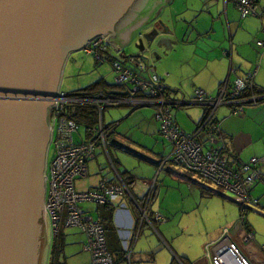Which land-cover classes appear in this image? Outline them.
Instances as JSON below:
<instances>
[{
	"label": "built area",
	"instance_id": "1",
	"mask_svg": "<svg viewBox=\"0 0 264 264\" xmlns=\"http://www.w3.org/2000/svg\"><path fill=\"white\" fill-rule=\"evenodd\" d=\"M226 1L224 0V3ZM255 3V0H235L241 17L256 14ZM106 38L104 34L94 35L83 45L82 49L92 55L97 62L102 63L107 59ZM257 44L262 46L263 41H257ZM128 59L135 67L125 60L112 59L110 61L115 74L114 82L120 87L123 86L122 91L125 94H110L104 90L72 93L64 92L59 88L54 95V104H50L47 111L51 136L49 147L52 143L54 144V155L50 164L48 159L46 160L44 171L45 212L49 217L54 234L59 232L62 224L65 227H76L84 234L83 246L91 255L90 264H118L119 262L131 264L134 245L143 225L148 223L154 226L153 220L146 212V204L152 196L156 180L150 182L151 188L146 194L144 206L137 205L140 212L137 229L132 237L130 234L126 237L121 257L117 260L114 253L108 249L102 222L90 215L84 209L83 204L112 203L115 206L113 198L128 193V186L116 172L120 181L116 185L110 184L103 178L96 189L87 191H76L75 189V180L87 176L88 161L94 157L97 147L102 148L109 164L115 170L110 148L121 145L109 139L112 126L106 127L101 122L100 113L104 107L153 106L156 110L155 117L160 124V132L171 148L170 153L162 159L161 166H164L166 162L177 164L214 182L216 185L214 189L210 188V191L237 203L240 207L242 221L244 214L257 203V200L250 195L254 183L264 180L257 168L260 162L258 157H252L247 162L236 160L233 163L234 158L227 156L224 136L215 118V112L220 105L229 106L233 115H242L246 106L264 99V94H245L247 88L253 83L254 72H247L232 82L226 78L215 97L207 95L201 88H195L193 101L205 106L207 110L204 120L193 132L187 133L174 122L171 116L174 103L164 98L161 78L154 73L152 68L145 71L146 65L136 57L131 56ZM80 104H90L96 107L99 111V120L96 125L87 129L88 135L84 140L75 142L73 134L77 131L79 123L73 115L77 105ZM153 218L159 222L166 221L159 212L153 213ZM252 237L253 233L248 230L244 241L249 242ZM206 251L208 264H250L231 240L227 229H224L215 241L206 244ZM173 259V264H185L176 255Z\"/></svg>",
	"mask_w": 264,
	"mask_h": 264
},
{
	"label": "water",
	"instance_id": "2",
	"mask_svg": "<svg viewBox=\"0 0 264 264\" xmlns=\"http://www.w3.org/2000/svg\"><path fill=\"white\" fill-rule=\"evenodd\" d=\"M134 1L0 0V264H38L48 108L68 56L97 34L117 49L109 40ZM171 33L160 21L136 46L155 62Z\"/></svg>",
	"mask_w": 264,
	"mask_h": 264
},
{
	"label": "crops",
	"instance_id": "3",
	"mask_svg": "<svg viewBox=\"0 0 264 264\" xmlns=\"http://www.w3.org/2000/svg\"><path fill=\"white\" fill-rule=\"evenodd\" d=\"M156 2L157 4H154L153 7H151V10L144 8L146 6L145 4L143 7L144 9H137L136 14H134L131 20V22H135V28L133 27L132 30L142 28V30H144L143 33H145L148 32L149 29L153 28V16L154 12L157 11L155 8L159 6L158 4L162 3L160 1ZM170 3H173L171 6L173 7V10L171 9L168 15L171 18H176L177 20L176 24L172 26L169 24L170 27L168 26V28L172 31L171 35H168L171 38L169 42H171L170 46H172V51H176L179 47H181L179 50L181 52V56L176 61L175 67L173 69H169L165 66L160 67L159 65L154 66L148 63L147 59L145 62L143 61V63L146 65L145 71H148V68H152L154 73H156L161 78V83L165 87L163 96L165 99L173 101L174 104L172 105V109H178L177 107L179 106L190 105H196L201 108V111H198L197 109L188 110V119L184 118V120H180L182 125L187 126L194 124L195 129L199 121L204 116L205 106L197 104L193 101V91L195 88H201L206 92L207 95L213 97L212 95L215 93L216 95L218 94L220 86L226 80V78H228L229 82H232L235 78L242 77L247 72H254L253 81L255 89L264 91V0H256V14L247 17L240 16L235 4V0H227L226 3H224V0H198V2H180L178 10H176L178 7L175 5L176 2ZM184 13H186L188 17L184 19V21L187 23L186 27L182 26V21L177 18V16H180V14ZM149 25L151 26L148 27ZM143 33H138V37H140ZM129 35L118 36V33L116 32L115 36L111 38L112 40H110V42L114 43L117 49L110 46L111 49H114L116 52H118L120 48L131 39ZM122 37H126V39L129 38V40L124 43L123 40L125 39ZM257 41H263V45L259 46ZM111 49L109 52L107 51V57L110 60H125L124 58L121 59L112 55L110 53ZM161 49L163 54L165 48L161 47ZM165 54H167V52ZM128 58H126V62L128 64L130 63L132 67H135L133 62H131ZM155 58L156 62L161 58V56H155ZM101 79L105 81L104 78ZM122 88L123 86L120 87L114 82V86L110 85L108 86V89H106V86H100L93 88V90L82 92H97L99 90H104L109 93V91L116 89H121L122 91ZM189 88H192V90L189 91ZM112 107H128V115L138 108L152 107L154 109L152 116L153 120L149 123L152 125V129L155 127L153 132L156 130L161 135L160 125L155 117L156 110L153 106L117 105L104 107L100 113L102 124L106 127L112 126V130L109 134L110 140L114 139H112L110 136L115 134L117 121L105 123L104 112L108 108ZM151 114L152 113L148 112V117L151 116ZM98 115L99 111L97 109V119L95 120L96 123L89 124L91 125L90 127L97 124L99 120ZM172 118L174 122L185 131V129L180 126L178 114L176 112L173 113ZM215 118L217 119L220 130L223 133L224 141L229 150V154L242 162H247L252 157H258L260 162L258 163L257 168L264 178V101L258 104L246 106L242 115H233L231 114V109L229 106L220 105L215 112ZM80 125L81 124H79V126ZM87 127L84 126L85 132L82 134V136L79 133L80 139L78 141H75L73 137L75 142L84 140L87 137ZM78 130L79 127L76 131L77 133ZM98 154L105 155L107 159L105 165L100 163L97 164V174L99 176V180L84 190H78L76 185H74L76 191L92 190L99 187L103 178L110 184L116 185L120 182L116 175L117 172L128 186V193L126 192L122 196L113 198L112 201L115 206H113L112 203L100 205L95 204L97 211V217L95 218H98L101 222V219L109 217L111 214V218L115 227L114 231L117 235V241H119L120 245L119 248H117L120 249V252H116L117 249L112 251L115 255V258L119 260L121 256L118 254L123 251V242L126 240V237L129 234L132 237L137 229V222L140 216L137 205L144 206L146 194L150 191L151 187L143 194L138 195L142 187L137 185V177L128 170L119 172V161L111 155L114 168L116 170L115 171L109 164L108 158L101 147H97L94 157L90 160H97ZM163 158L164 157L161 156L160 161L155 163L158 170L155 172L154 176L151 179H145V185H150V182L154 177L155 179L153 181L156 180L152 196L146 204V212L148 215H153V213H155V210L151 208L150 202L154 195L158 194V183H160L158 179V173H160L166 166L173 164L166 162L164 166H161V161ZM164 170L166 172H173L176 176L186 178L185 175L179 171L172 170L169 167L165 168ZM88 174L86 177H88ZM107 174L109 175L108 177L106 176ZM80 179L81 178H77L75 182ZM189 179L192 184H199V182L195 181L194 179ZM199 185L203 193L207 194L210 192V188L203 184ZM213 194L218 193L212 192L208 193L207 195ZM218 195L231 200L230 198H227L221 194ZM250 195L252 198L257 200L256 205L246 214H244L243 221L240 218L236 219L233 224H231L230 228L226 227L223 229H227L229 231L231 240L238 246L240 253L250 262V264H264V180H258L254 183L253 188L250 191ZM130 205L134 210L136 216L135 218L132 217L130 211L128 210V206ZM118 206L120 207L119 210ZM101 208L103 211H101ZM85 210L90 214L91 210ZM228 223L230 224L231 222ZM248 230L253 233V237L249 242H245L244 236ZM221 233L222 229H217V231L215 230L213 234H211L208 243L219 238Z\"/></svg>",
	"mask_w": 264,
	"mask_h": 264
},
{
	"label": "rangeland",
	"instance_id": "4",
	"mask_svg": "<svg viewBox=\"0 0 264 264\" xmlns=\"http://www.w3.org/2000/svg\"><path fill=\"white\" fill-rule=\"evenodd\" d=\"M156 1L162 3L155 8L153 24L162 22L165 26L176 24V18H171L168 13L173 7L170 2H176V10L179 9L180 2H198V0H137L135 7L151 10ZM139 2V3H138ZM145 2V3H144ZM156 2V3H155ZM170 3V4H169ZM156 7V6H155ZM132 10L127 14V19L132 20ZM143 8V9H144ZM142 9V10H143ZM130 18V19H129ZM181 25L186 27L184 21L187 14L177 16ZM190 18V17H189ZM170 21V22H169ZM133 22V21H132ZM168 23V24H167ZM170 24V25H169ZM149 25L148 27H150ZM143 33L142 28H137L132 33V37L118 52L111 49V54L115 57L125 59L130 56H137L142 62L147 59L152 65L165 66L169 69L175 67V63L181 56L178 50L166 51L162 54V49L155 47L156 55L161 56L156 62L150 57L151 49L140 52L136 46L138 33ZM187 48V47H186ZM185 50V49H184ZM187 50V49H186ZM161 51V54H160ZM164 51V50H163ZM115 74L109 60L98 63L95 58L87 54L83 49L72 52L62 70L59 87L65 92H81L96 87L97 82L104 78L109 85H114ZM191 87V86H190ZM192 88H189L191 91ZM216 95H212L213 97ZM178 109H171V116L176 112L180 126L187 133L192 132L194 124L182 125L180 120L188 119L189 111L201 108L196 105L179 106ZM147 112V113H146ZM148 112L152 113L148 117ZM154 109L152 107H141L134 110L130 115L128 107H112L104 112V121L109 123L117 121L115 134L110 136L115 142L121 144L120 147L110 148V154L119 161V172L130 171L137 177L136 183L142 189L139 194L146 192L150 185H145V179H151L158 170L156 162L160 161L161 156L166 157L170 153V144L155 130L149 123L153 120ZM146 114V115H145ZM177 121V119H176ZM154 122V121H153ZM84 125L79 126L78 133L75 132L74 140L80 139L79 133L84 134ZM54 155V144L49 147L48 163L50 164ZM106 157L103 154L97 155V160L88 162V177L81 178L75 182L78 190L89 188L99 180L98 163L106 164ZM177 170L186 178L176 176L175 173L165 171V168ZM159 174L158 194H155L150 202L154 212H159L165 218V222L154 220L153 215L149 217L153 220L154 226L145 223L140 231L132 254V264H173L174 254L181 258L186 264H208L206 244L211 234L217 229L230 228L236 219L240 218V207L232 200L226 199L218 194L207 195L202 192L199 184L214 189L216 185L208 178L197 172L187 170L177 164L166 166ZM44 179L45 175L43 173ZM109 176L108 174L106 175ZM188 177V178H187ZM199 182L192 184L190 179ZM155 177L151 180L153 181ZM46 192V183H45ZM155 193V192H154ZM94 217H97L96 205L86 203L83 205ZM133 218H135L132 206H128ZM101 211L102 208H101ZM41 217V252H39L38 264H50L53 245L58 247L57 259L64 264H90L91 255L84 249L83 242L85 236L74 227H65L62 224L59 233L53 235L49 217L45 212L44 202L42 204ZM228 222H231L230 224ZM108 249L113 252L119 248V241L114 230L105 233ZM119 264H126L120 262Z\"/></svg>",
	"mask_w": 264,
	"mask_h": 264
},
{
	"label": "trees",
	"instance_id": "5",
	"mask_svg": "<svg viewBox=\"0 0 264 264\" xmlns=\"http://www.w3.org/2000/svg\"><path fill=\"white\" fill-rule=\"evenodd\" d=\"M255 2H256V0H255ZM107 55L108 54H106V57H107ZM106 60H109V61H111L108 57H107V59ZM100 86H103V87H105L106 86V89H108V86H110L109 84H107L105 81H103L102 79H100L98 82H97V84H96V87H93V88H97V87H100ZM111 86H114V85H111ZM163 86V85H162ZM93 88H91V89H89V90H93ZM105 89V90H106ZM165 89V87L163 86V90ZM85 91H88V90H85ZM194 92V91H193ZM245 94H248V95H252V94H258V95H263L264 94V91H260V90H256L255 89V86H254V81H253V83H252V85L250 86V87H248L247 88V91L245 92ZM262 101H264V99H262V100H259L256 104H258V103H260V102H262ZM206 110H207V108L205 107V112H204V115L206 114ZM74 118L76 119V121L79 123V124H81V125H84L85 127H87V129L91 126V125H89V124H95L96 123V119H97V109H96V107H94V106H92V105H90V104H80V105H77V108H76V111H75V113H74ZM96 117V118H95ZM204 118H205V116H203V118L199 121V123L197 124V126L204 120ZM160 125V124H159ZM197 126H196V128H197ZM195 128V129H196ZM194 129V130H195ZM193 130V131H194ZM192 131V132H193ZM161 133V132H160ZM162 135V134H161ZM224 143H225V141H224ZM225 146H226V144H225ZM225 152L227 153V156L229 157V158H234L233 160H232V162L234 163L236 160H238V159H236L235 157H233V156H231L230 154H229V150H228V148H227V146H226V150H225ZM208 193H212L211 191L210 192H208ZM207 193V194H208ZM102 220V222H103V225H104V227H105V229L106 230H108V231H111V230H115V227H114V224H113V221H112V218H111V214L109 215V217H105V218H103V219H101ZM58 247L57 246H55V245H53V251H52V256H51V262H50V264H64V262H62V261H60V260H58L57 259V257H58ZM117 251H119L120 252V249H117L116 250V252ZM115 252V251H114ZM118 255H120L121 256V253H119ZM119 264V263H118Z\"/></svg>",
	"mask_w": 264,
	"mask_h": 264
},
{
	"label": "flooded vegetation",
	"instance_id": "6",
	"mask_svg": "<svg viewBox=\"0 0 264 264\" xmlns=\"http://www.w3.org/2000/svg\"><path fill=\"white\" fill-rule=\"evenodd\" d=\"M137 0H135L133 3H132V5L129 7V9L125 12V14L118 20V22L116 23V25H115V32H117L118 33V36H128L129 34V36L130 37H132L131 35H132V33L134 32V30H132L133 29V27H134V25H135V22H131L130 20H128L127 19V14L129 13V11L130 10H132L133 8H134V6H135V4L137 3L136 2ZM139 3V2H138ZM141 6V5H140ZM140 6L139 7H135L134 8V10L131 12L132 14H133V16H134V14H136V12H137V9H139L140 8ZM132 16V17H133ZM130 19V18H129ZM132 19V18H131ZM152 27H153V25H152ZM135 28V27H134ZM152 29V28H151ZM151 29H149L148 30V32H150V30ZM123 38V37H122ZM123 39H125V40H123V42L124 43H126V41L127 40H129V38L128 39H126V37L125 38H123ZM112 40V39H111ZM110 41V40H109ZM107 44H108V52H109V50L111 49V47H110V45H109V43H108V41H107ZM107 52V53H108Z\"/></svg>",
	"mask_w": 264,
	"mask_h": 264
}]
</instances>
